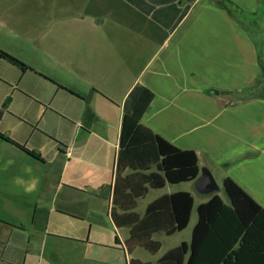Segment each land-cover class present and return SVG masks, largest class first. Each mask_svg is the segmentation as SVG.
<instances>
[{"label": "crops", "instance_id": "0c3cea01", "mask_svg": "<svg viewBox=\"0 0 264 264\" xmlns=\"http://www.w3.org/2000/svg\"><path fill=\"white\" fill-rule=\"evenodd\" d=\"M0 50L30 67L0 57V132L10 139L0 136V205H12L0 210V264H154L191 243L211 194L179 186L197 179L137 200L143 217L165 195L194 197L188 226L153 238L195 217L190 237L156 261L133 255L142 247L130 253L131 228L115 221L124 104L137 84L155 93L145 126L264 207V0H0ZM54 215L89 216L97 228L51 233Z\"/></svg>", "mask_w": 264, "mask_h": 264}, {"label": "trees", "instance_id": "16d2710c", "mask_svg": "<svg viewBox=\"0 0 264 264\" xmlns=\"http://www.w3.org/2000/svg\"><path fill=\"white\" fill-rule=\"evenodd\" d=\"M0 57L23 70L30 68L3 50H0ZM261 68L264 75V62H261ZM154 98L151 88L137 84L124 104L115 185V205L123 214L114 216L119 227L131 228V236L126 242L130 253L137 247L158 253L162 244L153 238L154 235L182 231L190 221L194 197L189 192L156 199L140 217L135 212L137 200L146 195L148 187L162 188L167 181L173 184L193 181L200 174L198 156L194 151L177 147L142 123ZM85 114L94 115L90 107ZM0 136L10 141L1 132ZM153 166L163 175L146 173ZM126 168L132 172L123 176ZM223 188L227 203L219 194L213 193L198 206V222L191 243L183 242L154 264H264V207L230 177L224 179ZM124 215L128 219H124ZM117 242L120 243L118 237ZM129 264L153 263L132 258Z\"/></svg>", "mask_w": 264, "mask_h": 264}, {"label": "rangeland", "instance_id": "374dc122", "mask_svg": "<svg viewBox=\"0 0 264 264\" xmlns=\"http://www.w3.org/2000/svg\"><path fill=\"white\" fill-rule=\"evenodd\" d=\"M14 69H18L17 65H14L12 63H10ZM9 85V82H7V80H5L2 76H0V94L7 88V86ZM214 174V173H213ZM214 177L217 181V183L220 186V190H219V195L225 199V201H228L227 195L224 191L223 188V180L221 178V176L219 175V173H215ZM180 188L183 189H189L192 192L196 193V181L195 182H189V183H184L182 185L179 186ZM144 205L143 203L140 204L139 207V211L143 212L144 210ZM12 207V205H0V210L5 213L6 215H8V210ZM194 221H196V218L194 217L190 227L184 231L181 234H177L174 236H165V235H159L156 236L155 239H158L162 242V248L159 251V253L157 255H153L151 252L147 251L146 249H138L137 251H135V253L133 254L135 257H140L144 260H151V261H156L159 257H161L169 248L173 247L174 245H176V243H178L180 241V239L186 238L188 239L190 237V233H191V229L193 226ZM48 228L51 231V233H53L55 230L57 229H64L66 231H80L83 232L85 234V237H88V235L90 234V232L93 230V232L96 230V225L95 222L89 217L86 216V218H84L81 221H75L73 220L70 216H60V215H54L52 217V219L50 220V222L48 223ZM122 237L127 235V231L126 230H122L121 231ZM53 243V240L51 239L50 244Z\"/></svg>", "mask_w": 264, "mask_h": 264}, {"label": "water", "instance_id": "95a60500", "mask_svg": "<svg viewBox=\"0 0 264 264\" xmlns=\"http://www.w3.org/2000/svg\"><path fill=\"white\" fill-rule=\"evenodd\" d=\"M196 188L200 193L207 195L219 192L220 186L208 167L201 168V174L196 180Z\"/></svg>", "mask_w": 264, "mask_h": 264}]
</instances>
